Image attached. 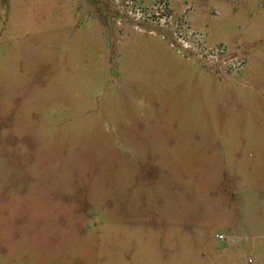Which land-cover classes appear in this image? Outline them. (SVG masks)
I'll list each match as a JSON object with an SVG mask.
<instances>
[{"label":"rangeland","instance_id":"374dc122","mask_svg":"<svg viewBox=\"0 0 264 264\" xmlns=\"http://www.w3.org/2000/svg\"><path fill=\"white\" fill-rule=\"evenodd\" d=\"M0 264H264V0H0Z\"/></svg>","mask_w":264,"mask_h":264},{"label":"built area","instance_id":"2783aa9c","mask_svg":"<svg viewBox=\"0 0 264 264\" xmlns=\"http://www.w3.org/2000/svg\"><path fill=\"white\" fill-rule=\"evenodd\" d=\"M238 63H240V62H238ZM233 65H235V64L233 63ZM218 237H219L220 239H223V240L226 238L225 235H223V234L218 235Z\"/></svg>","mask_w":264,"mask_h":264}]
</instances>
